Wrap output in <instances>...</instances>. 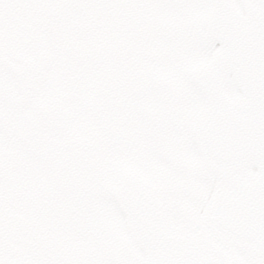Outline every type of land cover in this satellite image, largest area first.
<instances>
[{"label":"snow or ice","instance_id":"6c2138e0","mask_svg":"<svg viewBox=\"0 0 264 264\" xmlns=\"http://www.w3.org/2000/svg\"><path fill=\"white\" fill-rule=\"evenodd\" d=\"M0 264H264V0H0Z\"/></svg>","mask_w":264,"mask_h":264}]
</instances>
